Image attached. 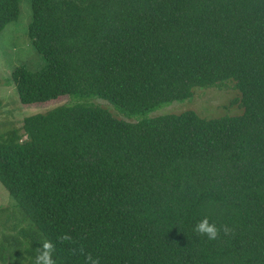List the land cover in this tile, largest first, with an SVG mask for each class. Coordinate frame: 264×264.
<instances>
[{
    "label": "trees",
    "instance_id": "trees-1",
    "mask_svg": "<svg viewBox=\"0 0 264 264\" xmlns=\"http://www.w3.org/2000/svg\"><path fill=\"white\" fill-rule=\"evenodd\" d=\"M28 1L45 64L11 72L18 100L75 102L0 134L15 202L0 264H34L45 240L57 264H84L63 233L101 264H264V0ZM19 2L0 0V31ZM229 85L239 115L149 116ZM204 216L234 235L196 236Z\"/></svg>",
    "mask_w": 264,
    "mask_h": 264
},
{
    "label": "rangeland",
    "instance_id": "rangeland-1",
    "mask_svg": "<svg viewBox=\"0 0 264 264\" xmlns=\"http://www.w3.org/2000/svg\"><path fill=\"white\" fill-rule=\"evenodd\" d=\"M29 21V1L20 0L17 20L7 24L0 31V134L11 127H20L25 117L45 113L56 106L75 102V99L69 96H59L47 102L32 104L19 102L17 92L10 81L11 72L19 65L34 72L40 70L45 64L42 56L34 49L28 38ZM237 96V91L230 85L223 88H195L190 98L166 103L152 111L149 116L180 114L187 111L195 112L206 118L236 116L241 114L242 109L236 105H230V102ZM92 100L112 112L114 116L129 120L108 101L98 98ZM14 205L13 198L0 182V220L14 214ZM9 223H12V218L9 219ZM1 230L0 225V232Z\"/></svg>",
    "mask_w": 264,
    "mask_h": 264
},
{
    "label": "clouds",
    "instance_id": "clouds-1",
    "mask_svg": "<svg viewBox=\"0 0 264 264\" xmlns=\"http://www.w3.org/2000/svg\"><path fill=\"white\" fill-rule=\"evenodd\" d=\"M193 232L200 238H206L208 241H215L221 238V233L224 236L234 235V229L229 225H218L215 221H212L210 217L204 216L197 221L193 228ZM58 243H68L72 245H78L70 249L73 255H81L84 257V264H101V259L95 256L93 253L88 252L83 244L79 243L77 239H74L70 233H63L57 237ZM42 246L36 249V257L34 264H57L54 259V253L56 251V245L50 241L45 240L41 244Z\"/></svg>",
    "mask_w": 264,
    "mask_h": 264
}]
</instances>
